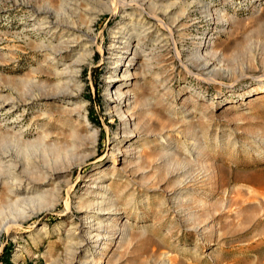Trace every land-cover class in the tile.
I'll return each mask as SVG.
<instances>
[{
  "label": "rangeland",
  "instance_id": "374dc122",
  "mask_svg": "<svg viewBox=\"0 0 264 264\" xmlns=\"http://www.w3.org/2000/svg\"><path fill=\"white\" fill-rule=\"evenodd\" d=\"M136 2L0 0V264H264V0Z\"/></svg>",
  "mask_w": 264,
  "mask_h": 264
},
{
  "label": "bare ground",
  "instance_id": "6f19581e",
  "mask_svg": "<svg viewBox=\"0 0 264 264\" xmlns=\"http://www.w3.org/2000/svg\"><path fill=\"white\" fill-rule=\"evenodd\" d=\"M136 1L137 0H119L118 8H120L121 10H124L123 12H125L124 13L125 15L130 14V10L133 9V7L137 4ZM84 11L88 14L89 18H94L95 16L98 15V12L95 9H90V7L84 9ZM48 13H50V11H48L47 14ZM47 14H45V15L47 16ZM47 18L50 19L49 17H47ZM124 22L125 23L120 24L115 29H113L112 36H111L113 38V40L109 44L110 58L116 59L115 63L117 65L116 70H115V75L111 76L110 80L114 83L113 87L116 86V84L121 83V85H119V86L117 85V87L115 88L114 91L109 92V95L111 94L112 97L117 98L119 100V102H125L126 103L125 105L128 106L129 94L126 93L125 91H122V86L127 82L126 80L129 79V76H130L129 67L132 65L131 61L134 60V58L136 57L137 54H141L143 52V50L139 48V45L137 43H133L132 39H130L132 36H134V33H135L134 32L135 31L134 26L130 28V24L127 23L130 21L125 20ZM131 22H133V20H131ZM48 23H51V21H48ZM41 25H43V24H41ZM157 27H158V25H157ZM150 28H152L151 25H149L147 27V29H150ZM133 29H134V31H133ZM124 35H128V36L130 35L131 37L127 36L124 38ZM64 37L65 38L63 41L68 43L67 44L68 48H72V52L74 54V59H72V61L69 64H67L65 67V76L68 78V80L70 82H72V81L77 82L78 76H79V73L81 72V68H82L83 64L88 59H90L93 56V54L95 53L94 46L92 44V41L87 40L86 35L76 36L75 33H71L68 31V32H65ZM160 40L166 41L167 38L162 37V38H160ZM59 51H60V49H59ZM125 57H128L126 60L127 65H125L126 63H122L123 59ZM213 65H214V63L206 62V63L202 64V68L205 70L210 69ZM119 66H120V68H118ZM214 70L210 69L209 72L211 73ZM220 72H221V69H220ZM95 132L96 131L92 132L93 137H95V135H93V133H95ZM105 194H106L105 187L101 185V188H99V191H97L95 198H100L102 200L104 198ZM97 203L99 204L100 202H98V200H96V202L94 204L97 205ZM87 219H89V222H87V223H89L87 228H88V232L90 234V238L95 237L96 238L95 242H99V240L103 237H100L99 233H97L96 235L91 234V233H93L92 230H94V228H97V227L93 226L94 225L93 222L95 221V219H98V217H96L95 215H89V216H87ZM99 226L100 225H98V228H100Z\"/></svg>",
  "mask_w": 264,
  "mask_h": 264
}]
</instances>
